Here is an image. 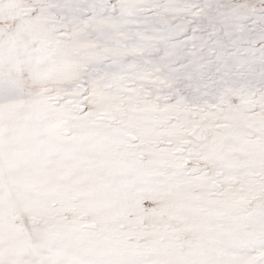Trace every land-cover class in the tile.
<instances>
[{"label":"snow or ice","instance_id":"snow-or-ice-1","mask_svg":"<svg viewBox=\"0 0 264 264\" xmlns=\"http://www.w3.org/2000/svg\"><path fill=\"white\" fill-rule=\"evenodd\" d=\"M0 264H264V0H0Z\"/></svg>","mask_w":264,"mask_h":264}]
</instances>
